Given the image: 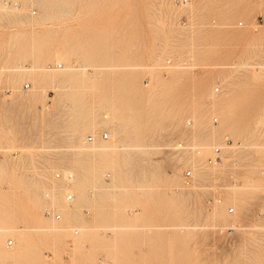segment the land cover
I'll list each match as a JSON object with an SVG mask.
<instances>
[{"label": "rangeland", "instance_id": "obj_1", "mask_svg": "<svg viewBox=\"0 0 264 264\" xmlns=\"http://www.w3.org/2000/svg\"><path fill=\"white\" fill-rule=\"evenodd\" d=\"M263 133L264 0H0V264H264Z\"/></svg>", "mask_w": 264, "mask_h": 264}, {"label": "bare ground", "instance_id": "obj_2", "mask_svg": "<svg viewBox=\"0 0 264 264\" xmlns=\"http://www.w3.org/2000/svg\"><path fill=\"white\" fill-rule=\"evenodd\" d=\"M173 3H174V1H173ZM189 3V0H186L185 2H182L181 4H179L180 6H182V5H186V4H188ZM175 4V3H174ZM175 5H177V4H175ZM10 6H13L12 5V2L11 1H5L4 3H3V7L4 8H8V7H10ZM32 16V15H31ZM159 23V22H158ZM165 24V23H164ZM164 29V28H163ZM166 42H167V39H166ZM163 52H164V50H162V51H160V55L161 56H158V58H157V60H156V62L154 61V66H156V64H158V62H159V59L161 58L162 59V54H163ZM187 64H188V62H187ZM61 66V65H60ZM153 67V66H152ZM19 68H21V67H19ZM32 68H33V66H32ZM72 68V67H71ZM156 68V67H155ZM171 68H175V69H177V68H185V67H183L182 66V64L180 63V64H178V65H175V66H173V67H171ZM38 69V68H37ZM68 69V68H67ZM75 69V68H74ZM21 70V69H20ZM26 70V69H25ZM29 70V69H28ZM30 70H32L31 68H30ZM43 70H45V69H43ZM49 70V69H48ZM153 70V69H152ZM156 70V69H155ZM32 71H34V70H32ZM36 71V70H35ZM39 71H41V70H39ZM152 73V72H151ZM47 78H49V79H51V81L52 82H54L53 83V85H52V89H54V88H56V87H58V82H59V80H57V78H55V77H47ZM71 79L73 80V82H80V84L79 85H83V84H86V82L88 81H90V80H92V79H88V78H85V77H83V76H80L79 74H73L72 75V77H71ZM65 81V80H64ZM194 108V110L196 109V111H197V113H198V109H197V107L196 106H194L193 107ZM195 111V112H196ZM195 112H194V116H193V119L194 118H196V116H197V113H196V116H195ZM107 119V115H103V118L101 119V120H104V119ZM190 121V120H189ZM191 121H192V119H191ZM262 129V128H261ZM260 129V130H261ZM167 133V132H166ZM264 134V133H263ZM100 135V134H99ZM163 136V135H162ZM262 136V135H261ZM95 137V136H94ZM100 138V137H99ZM108 138H109V134H108ZM101 139V138H100ZM102 140H105V139H102ZM168 141H169V139H168ZM184 141H186L185 142V145H183V143H177V144H175V146L173 147L176 151H178L179 153H181V151H183V153L185 152V153H188V152H191V153H195L196 155H201V153L203 152L202 151V149L201 148H199L198 146H194V145H192L190 142L188 143L187 141L188 140H184ZM87 142H89L88 140H87ZM89 143H91V142H89ZM156 143V142H155ZM149 143H147V145H148ZM254 144V143H253ZM155 145V144H154ZM162 145V144H161ZM219 145V144H218ZM240 146V145H239ZM225 147V146H224ZM233 147H236V143H234L233 145H231L230 147H229V149L228 150H226L224 153H226V152H229V150L231 149V148H233ZM238 147V146H237ZM256 147V146H255ZM104 148V147H103ZM124 148V147H123ZM149 148V147H148ZM158 149V148H157ZM213 149H216V147L215 148H213ZM213 149L212 150H209V154H211V153H213ZM218 149V148H217ZM236 149V148H235ZM111 150V149H110ZM191 150V151H190ZM216 152V151H215ZM184 153V154H185ZM183 157H185V155H182ZM181 156V157H182ZM205 156V155H204ZM213 157V156H212ZM193 159H195L196 160V158H193V157H189L188 159H186V161L188 162V161H190L189 163H190V165L188 164V165H186V166H188L189 168L188 169H186V170H190V172H191V176L187 179V178H185L183 175H182V180H181V187L183 188H186L188 191H187V193H191V192H193L194 190L197 192V188H196V185L198 184V185H201L202 187L203 186H205L206 184L205 183H202V181H205V182H208L209 181V176L210 175H207V174H202V172H204V171H201V168L202 167H206V166H208L209 164H211L214 160V162H213V165L214 164H217V162H216V159L215 158H211V161L210 162H205L204 160H203V158H197V159H199L200 160V162L199 163H197V164H202V167H198L197 166V164H196V162H194V160ZM193 160V161H192ZM195 163V165L193 164V163ZM175 169V168H174ZM174 169L172 170V172L173 173H171L170 175H169V180L166 182L165 181V185L167 184V185H169L168 183H170V186L173 184H175L174 182H176L177 183V179L178 178H180V172H181V169H182V167H179L177 170H178V173L176 172V171H174ZM114 174V173H113ZM174 174V175H173ZM179 174V175H178ZM61 175V174H60ZM172 176H174V177H172ZM65 179L66 180H71V179H73L72 177H73V172L72 171H68L67 172V170L65 171ZM107 177H109L108 175H107ZM115 177V176H114ZM113 177V178H114ZM172 177V178H171ZM178 177V178H177ZM116 178V177H115ZM118 178V177H117ZM166 179L168 178V177H165ZM115 180V179H114ZM172 180V181H171ZM178 184V183H177ZM176 184V185H177ZM184 186H183V185ZM167 185L165 186V188L167 187ZM179 185V184H178ZM169 186V187H170ZM177 187V186H176ZM200 187V186H199ZM178 188H180L179 186H178ZM170 189V188H169ZM59 190V189H58ZM182 190H184V189H182ZM193 190V191H192ZM182 192V191H181ZM184 192V191H183ZM182 192V193H183ZM194 193V192H193ZM68 196H71V199H68ZM73 199V195H71V194H69V195H67V200L68 201H71ZM214 200H215V203L217 202V205H219L220 203H221V201H220V199L218 198H215V199H210V200H208V204H212L213 202H214ZM41 202V201H40ZM42 204V203H41ZM207 204V205H208ZM222 204V203H221ZM34 205H36L35 203H34ZM223 205V204H222ZM201 206V205H200ZM217 206H215V208L214 209H217L219 212H224V205L223 206H218L217 208H216ZM36 208V207H35ZM37 208H39L38 206H37ZM200 209H201V207H199ZM199 209V210H200ZM230 209H232V211H233V208H227V212H229V210ZM33 210V209H32ZM35 210V209H34ZM39 210V209H38ZM195 210V209H194ZM37 211V210H36ZM35 211V212H36ZM40 211V210H39ZM49 211V210H48ZM50 212V211H49ZM194 212V211H193ZM195 213V212H194ZM230 213V212H229ZM232 213V212H231ZM33 214V213H32ZM201 214V213H200ZM213 214H214V212H213ZM7 215V214H6ZM34 216H37L38 214H33ZM32 215V216H33ZM46 215H48L47 213H46ZM51 214H49L48 216H50ZM33 216V217H34ZM215 216V215H214ZM39 217V216H38ZM6 223H7V221H6ZM6 223H3V224H6ZM2 224V223H1ZM9 224H10V222H9ZM231 224V223H230ZM12 225V224H11ZM187 225V224H186ZM5 226V225H4ZM14 226V225H13ZM58 226V225H57ZM185 226V225H184ZM192 226V228H194L195 226H196V224L194 223V226L193 225H191ZM59 227V226H58ZM1 229V232H7V231H9L8 229L6 230V226L5 227H0ZM3 228H5V229H3ZM14 228V227H13ZM59 228H61V227H59ZM186 228V227H185ZM260 228V227H259ZM14 229H16V228H14ZM53 229V228H52ZM52 229H51V231H52ZM39 230V229H38ZM46 230V229H45ZM54 230V229H53ZM184 230H186V229H184ZM50 231V230H49ZM54 231H56V230H54ZM57 231H59L58 229H57ZM20 233V232H19ZM18 233V234H19ZM6 234V233H5ZM48 234V233H47ZM18 236V235H17ZM26 237V236H25ZM24 237V238H25ZM258 237V236H257ZM26 239V238H25ZM19 240H21V239H19ZM22 243L23 242H25V241H21ZM261 242V241H260ZM13 244V242L11 241V245ZM24 244V243H23ZM7 245H8V243H7ZM11 245H8L9 247H11ZM25 245V244H24ZM262 247V246H261ZM12 254H14V253H12ZM16 255H17V253H16ZM15 254H14V256H16ZM32 255V254H31ZM12 256V255H11ZM14 256H12V258L14 257ZM14 259V258H13ZM4 264H5V262H4ZM14 264V263H13Z\"/></svg>", "mask_w": 264, "mask_h": 264}, {"label": "built area", "instance_id": "obj_3", "mask_svg": "<svg viewBox=\"0 0 264 264\" xmlns=\"http://www.w3.org/2000/svg\"><path fill=\"white\" fill-rule=\"evenodd\" d=\"M173 1H174L175 4L179 5V4H181L182 2H185L186 0H173ZM58 67H61V66L59 65ZM24 86H25V88H28V87H29V84H28V83H25ZM218 90H219V88L216 87V88H215V91H218ZM99 137H100L101 139H105V140L108 139V132H107V131H102V132L100 133ZM87 140H88L89 142H92V141L94 140V136H93V135H88V136H87ZM216 151H217V150H216ZM184 172H185L184 177L188 179V178L191 176V172H190V170H185ZM68 199H71V196H68ZM229 212H230V213L233 212L232 209H230ZM46 213H47L48 215L50 214L49 211H47ZM56 217L58 218L59 216L56 215ZM7 243H8V245H11V240H8Z\"/></svg>", "mask_w": 264, "mask_h": 264}]
</instances>
